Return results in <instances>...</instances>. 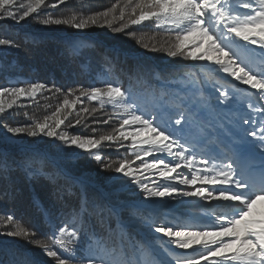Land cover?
Instances as JSON below:
<instances>
[{"label": "snow or ice", "instance_id": "1", "mask_svg": "<svg viewBox=\"0 0 264 264\" xmlns=\"http://www.w3.org/2000/svg\"><path fill=\"white\" fill-rule=\"evenodd\" d=\"M67 3L0 0V22L20 24L31 18L42 26L65 25L80 32L106 26L117 33L131 25L154 22L157 29L166 30L168 40L151 51L203 62L256 92L241 99L238 89L219 82L204 89L209 82L198 81L194 73L180 81L160 78L155 87L149 85L151 103L142 102L113 82L102 87L78 86L69 89L62 103L42 119H33L25 112L30 122L3 124L6 133L13 137L43 136L58 141L59 148L82 150L103 170L127 178L146 200L213 201L205 213L206 223L188 225L158 219L148 225L176 249L185 250L166 264H264V119L257 118L264 117V57L253 64L238 54L239 47L251 46L264 54V0H116L101 11L40 18L45 10ZM0 46L21 47L2 37ZM143 46L149 49L148 44ZM53 90L62 91L42 82L0 87V120L27 107L22 100L35 101ZM84 99L97 102L99 108L85 107ZM234 103L244 106L242 114L232 109ZM78 105L79 111L73 115ZM106 105L114 111L96 123L118 121L111 132L96 136L65 130L81 126L88 117L95 119ZM113 146L130 150L134 159L125 156L105 162L101 152ZM257 154L258 164L250 162ZM137 161L139 165L134 167ZM19 167L29 176L34 174L30 161ZM9 171L8 163L0 161V181L8 178ZM79 200L69 213L70 219L59 225L50 222L51 243L36 239V231L21 226L12 214L0 216V235L22 238L40 247L55 264H143V246L123 228L113 227L118 212L107 204L90 202L83 192ZM85 238L87 244L81 247Z\"/></svg>", "mask_w": 264, "mask_h": 264}, {"label": "trees", "instance_id": "2", "mask_svg": "<svg viewBox=\"0 0 264 264\" xmlns=\"http://www.w3.org/2000/svg\"><path fill=\"white\" fill-rule=\"evenodd\" d=\"M115 2L68 0L66 5L58 9L45 10L40 18L101 11ZM0 37L12 39L21 45L19 49L0 46V87L42 82L62 90L60 93L46 91L35 101L22 100L21 103L27 107L0 120V161H6L10 167L8 178L0 181V216L14 215L21 226L36 231V239L51 243L49 236L53 229L50 222L59 225L65 218L70 219L69 213L79 205V195L83 192L90 202L120 208V216L113 217V227L123 228L132 240L143 246V251L148 252L146 258H141L143 264H166L172 256L180 254L153 237L150 230L148 238L142 235L141 230L149 228L145 221L153 219L155 214L138 207L136 201H143V194L138 187L129 184L127 178L103 170L92 156L82 150L59 148L58 141L43 136L13 137L6 133L2 125L8 123L15 126L30 122L25 118V112L33 119H42L62 103L69 89L78 86L102 87L105 82H113L130 90L142 102L151 103L152 89L149 85L155 87L160 78L180 81L186 79L187 74L194 73L198 81L209 82L203 85L204 89H208L212 82L223 85L229 83V76L213 68L206 69L202 66L203 62L171 58L164 51H151V47H159L168 40L166 30L157 29L154 22L131 25L125 32L117 33L106 26L91 27L80 32L65 25L42 26L31 18L20 24L6 20L0 22ZM76 41L82 43L78 50ZM144 44H148L149 49H145ZM238 54L253 64L261 60V51L255 46L251 54L239 48ZM249 87L245 86L242 90L250 92ZM76 94L79 95V92ZM204 95H208L207 90ZM212 103L215 104L214 97ZM83 105L90 109L99 108L97 102L87 99H84ZM79 107L73 110V115L79 111ZM113 111L110 105H106L95 119L88 117L81 126L65 130L80 135L107 134L118 121L112 120L105 125L97 124L96 120L107 119ZM93 128L96 129L95 133L92 132ZM101 155L105 162L118 161L125 156L134 159L130 150H117L115 146L106 147ZM255 160H258V156L250 162ZM25 161L31 162L34 170L31 176L19 167ZM138 165L139 161L133 166ZM186 212L191 215L192 209L188 208ZM137 214H140V228H127L118 221L122 218L125 220L123 222L130 223L136 220ZM158 218L177 224H185L187 220L181 211L174 212L171 209L162 212ZM190 222L187 220L188 224ZM86 244L87 238L81 241V247ZM154 244L161 248L160 257L153 254L151 248ZM26 260L32 264H55L54 259L48 257L40 247L22 238L0 235V264H24Z\"/></svg>", "mask_w": 264, "mask_h": 264}, {"label": "rangeland", "instance_id": "3", "mask_svg": "<svg viewBox=\"0 0 264 264\" xmlns=\"http://www.w3.org/2000/svg\"><path fill=\"white\" fill-rule=\"evenodd\" d=\"M243 11H247V10H243ZM80 44H82L80 41H76V49H79ZM254 46H251L250 48H244V47H239V49L243 50L246 54H251L253 51ZM264 57V54L261 53V58ZM203 67H205L206 69H210L211 67H209L208 65L202 64ZM159 68V67H158ZM111 75L108 73V77H110ZM157 76V75H155ZM228 80L230 81L229 83L225 84L224 86L232 88L235 87L236 89H238L239 91V97L241 99H243L244 95L246 93H252L254 94L256 92V90L251 89L249 87L250 92L248 91H243L242 89L248 85H244L239 81H235L234 78L232 77H228ZM233 83H238L237 85H234ZM231 84V85H230ZM223 85V84H222ZM211 87L209 86L208 89H210ZM232 109L236 110L238 109L240 111V113L242 114L244 112V106L241 103H234L232 105ZM258 119H264V117H257ZM257 163V162H256ZM258 164V163H257ZM120 176V174H118ZM122 177V176H120ZM124 178V177H123ZM130 184V182H128ZM132 185V184H131ZM139 189V188H138ZM139 191L141 192V190L139 189ZM142 193V192H141ZM143 194V193H142ZM103 196L106 197L105 193L103 192ZM136 203H138V207L140 209L143 210H148L150 212H152L153 214H155V216L152 218H149L148 220L145 221V224L148 226L153 220H158L159 216L161 215L162 212H165L167 209H171V211H181V213L186 216V219L191 221L190 224L188 225H195V223H206V219H205V213L206 211L209 210L210 207H212L214 205L213 201H202L199 200L198 198H182L180 200H171V199H155V200H145L143 198V201H136ZM188 208L192 209V213H190L191 215H188V213L186 212V210ZM115 210L118 212V215L120 216V208H115ZM140 214H137V218L134 221H131L130 223L128 222H123L125 220H122V218H120L118 221L119 223H121L122 225H125V227H137L140 228V224L138 222V220L140 219ZM149 227V226H148ZM148 230H150V234L153 237H156L158 239H160L164 244H166V246L172 247L173 250H176L177 252H180V254H183L185 250H181V249H176L174 245H171L166 238L162 237L161 234L159 233H155L154 231H152V229L149 227L147 229H142L141 233L142 235L146 238H148ZM153 250V254L157 255L158 257H160L161 255V248L158 245H153V247L151 248ZM148 255L147 251H143L141 253L140 258H146Z\"/></svg>", "mask_w": 264, "mask_h": 264}]
</instances>
